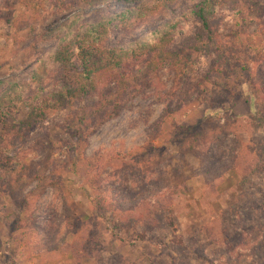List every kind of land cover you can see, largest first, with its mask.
Masks as SVG:
<instances>
[{"label": "rangeland", "instance_id": "374dc122", "mask_svg": "<svg viewBox=\"0 0 264 264\" xmlns=\"http://www.w3.org/2000/svg\"><path fill=\"white\" fill-rule=\"evenodd\" d=\"M199 1L0 0V119L19 126L26 104L59 87L54 54L89 24L134 10L128 27L111 23L107 45L135 48ZM258 19L218 8L212 42L194 53L189 16L171 45L184 65L130 61L118 102L106 101L110 78L21 140L7 136L0 264H264V11Z\"/></svg>", "mask_w": 264, "mask_h": 264}, {"label": "trees", "instance_id": "16d2710c", "mask_svg": "<svg viewBox=\"0 0 264 264\" xmlns=\"http://www.w3.org/2000/svg\"><path fill=\"white\" fill-rule=\"evenodd\" d=\"M223 6L236 9L242 23L249 26L258 22V17L264 11V0H200L190 12L183 13L151 34H146L135 48L107 45L111 23L117 21L121 26L128 27L134 18V10L121 12L111 20L89 24L74 38V49L68 50L64 47L54 54V62L62 70L59 87L47 97L37 96L26 104L27 114L17 121L19 126L16 123L7 124L6 118L0 119V153L2 142L7 136L21 140L23 128L29 130L44 120L48 112L62 110L74 99H85L110 78L114 90L106 97V101L118 102L129 87L131 77L124 70L130 61L136 62L137 67L142 66L147 72L160 68L165 62H173L177 66L184 65L190 56L183 48L179 50L171 47L178 36L177 29L192 16L198 27L187 35L184 49L198 53L212 42L213 32L209 20L215 11ZM1 114L2 108L0 116ZM182 148L183 146L180 147L182 151H193V147Z\"/></svg>", "mask_w": 264, "mask_h": 264}]
</instances>
